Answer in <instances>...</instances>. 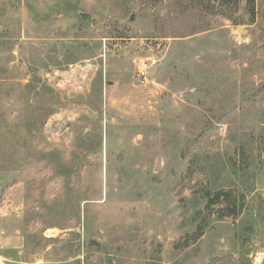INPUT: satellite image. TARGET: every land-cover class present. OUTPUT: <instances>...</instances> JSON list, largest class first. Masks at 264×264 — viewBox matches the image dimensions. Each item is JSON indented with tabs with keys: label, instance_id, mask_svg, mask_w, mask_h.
Listing matches in <instances>:
<instances>
[{
	"label": "rangeland",
	"instance_id": "1",
	"mask_svg": "<svg viewBox=\"0 0 264 264\" xmlns=\"http://www.w3.org/2000/svg\"><path fill=\"white\" fill-rule=\"evenodd\" d=\"M257 259L264 0H0V264Z\"/></svg>",
	"mask_w": 264,
	"mask_h": 264
},
{
	"label": "built area",
	"instance_id": "2",
	"mask_svg": "<svg viewBox=\"0 0 264 264\" xmlns=\"http://www.w3.org/2000/svg\"><path fill=\"white\" fill-rule=\"evenodd\" d=\"M159 59L155 55H148L141 58L138 62V76L140 81L146 83L149 81L148 72L150 69L157 65ZM257 263L261 264V261L257 259Z\"/></svg>",
	"mask_w": 264,
	"mask_h": 264
},
{
	"label": "water",
	"instance_id": "3",
	"mask_svg": "<svg viewBox=\"0 0 264 264\" xmlns=\"http://www.w3.org/2000/svg\"><path fill=\"white\" fill-rule=\"evenodd\" d=\"M87 15H88L87 13H82V17H83V18H86ZM132 18H133V17H132Z\"/></svg>",
	"mask_w": 264,
	"mask_h": 264
}]
</instances>
